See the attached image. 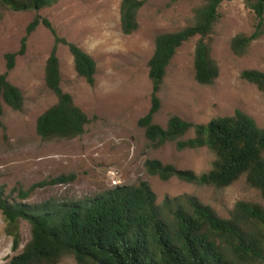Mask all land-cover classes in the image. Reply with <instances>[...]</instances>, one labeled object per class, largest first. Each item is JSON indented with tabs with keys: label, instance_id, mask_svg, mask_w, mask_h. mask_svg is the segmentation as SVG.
Here are the masks:
<instances>
[{
	"label": "rangeland",
	"instance_id": "374dc122",
	"mask_svg": "<svg viewBox=\"0 0 264 264\" xmlns=\"http://www.w3.org/2000/svg\"><path fill=\"white\" fill-rule=\"evenodd\" d=\"M121 0H58L38 12L5 10L0 20V74L5 72L4 55L16 52L26 27L36 14L50 20L63 37L90 54L96 62L92 86L79 77L66 46L57 47L60 86L89 118L82 135L72 139L42 140L36 133V119L56 102L45 85V62L54 38L40 24L28 37L26 51L16 58L7 79L24 97L21 111L3 105L0 126V188L9 199H17L15 189L29 190L28 204L53 201H83L116 186L147 181L161 203L166 196H196L227 218L238 201L257 203L264 208L260 192L250 187L244 176L231 185L216 189L196 186L172 177L167 181L148 174L144 163L158 159L178 169L196 173L209 170L214 159L206 148L178 151L174 142L154 146L138 126L150 108L151 82L148 60L157 34L175 32L194 22L199 0H145L137 13L138 29L124 34L120 29ZM210 35L211 56L219 75L209 85L194 78L193 53L197 37L184 42L166 69L159 92L160 109L153 121L165 126L171 115L193 123L233 115L237 110L264 127V94L242 79L245 69L264 72V33L243 56L231 50L237 34H250L256 16L248 0L225 1ZM192 133L183 137L188 138ZM74 179L55 185H39L60 175ZM19 247L6 230L0 212V264L22 250L30 238V227L19 223ZM262 241L264 232L262 231ZM57 264H77L72 256Z\"/></svg>",
	"mask_w": 264,
	"mask_h": 264
},
{
	"label": "trees",
	"instance_id": "16d2710c",
	"mask_svg": "<svg viewBox=\"0 0 264 264\" xmlns=\"http://www.w3.org/2000/svg\"><path fill=\"white\" fill-rule=\"evenodd\" d=\"M58 0H0V20L5 10L34 11ZM176 1V0H174ZM194 22L178 31L155 36L154 50L148 60L151 82L150 108L139 118L138 126L154 145L174 142L178 151L206 148L214 159L209 170L196 173L178 169L158 159L144 163L148 174L163 181L176 177L196 186L223 189L240 177L260 192L264 199V127L249 115L237 110L233 115L215 117L205 123H193L171 115L165 126L153 121L160 109L159 92L166 69L176 50L197 37L194 53V78L199 84H212L219 68L211 56L210 35L218 19V9L225 1L199 0ZM145 0H121L120 29L131 34L138 29L137 13ZM256 16L250 34H237L231 50L237 56L247 53L250 45L264 33V0H248ZM42 24L54 38L45 62V85L56 102L36 119V133L44 141L72 139L83 134L89 118L72 96L60 86L57 47H67L76 74L92 86L96 62L78 45L59 37L49 19L36 14L26 27L16 52L4 55L5 72L0 74V126L3 105L21 111V90L7 79L18 56L25 54L29 35ZM241 78L264 94V72L245 69ZM192 136L183 137L188 133ZM74 174L60 175L39 185H55L74 179ZM17 199H9L0 188V212L6 230L13 235L14 250L19 247V223L30 227V238L8 264H57L72 256L77 264H264V208L257 203L238 201L227 218H223L196 196H166L161 203L147 181L116 186L83 201L23 202L29 190L15 189Z\"/></svg>",
	"mask_w": 264,
	"mask_h": 264
}]
</instances>
